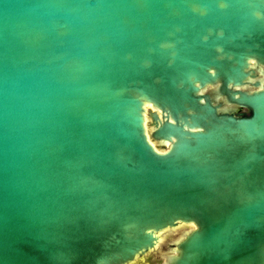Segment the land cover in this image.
Returning a JSON list of instances; mask_svg holds the SVG:
<instances>
[{"label":"water","instance_id":"obj_1","mask_svg":"<svg viewBox=\"0 0 264 264\" xmlns=\"http://www.w3.org/2000/svg\"><path fill=\"white\" fill-rule=\"evenodd\" d=\"M161 247L264 264V0H0V264Z\"/></svg>","mask_w":264,"mask_h":264},{"label":"rangeland","instance_id":"obj_2","mask_svg":"<svg viewBox=\"0 0 264 264\" xmlns=\"http://www.w3.org/2000/svg\"><path fill=\"white\" fill-rule=\"evenodd\" d=\"M165 238L167 240L175 239L176 235L169 234ZM165 244H166V242H163V245H165ZM162 249L163 248L161 247L157 251L146 255L145 258H143V259H141L139 261H136L133 264H159V263H161V258L159 257V253L162 252Z\"/></svg>","mask_w":264,"mask_h":264},{"label":"bare ground","instance_id":"obj_3","mask_svg":"<svg viewBox=\"0 0 264 264\" xmlns=\"http://www.w3.org/2000/svg\"><path fill=\"white\" fill-rule=\"evenodd\" d=\"M166 145H168L169 143L168 142H164Z\"/></svg>","mask_w":264,"mask_h":264}]
</instances>
